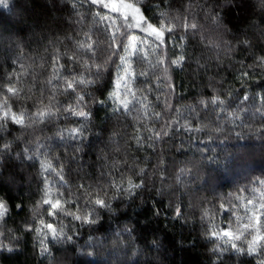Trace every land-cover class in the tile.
Masks as SVG:
<instances>
[{"label": "trees", "instance_id": "trees-1", "mask_svg": "<svg viewBox=\"0 0 264 264\" xmlns=\"http://www.w3.org/2000/svg\"><path fill=\"white\" fill-rule=\"evenodd\" d=\"M124 2L0 3V264H264V0ZM132 15L172 31L129 59L125 111L109 21L156 45ZM46 189L71 214L48 216Z\"/></svg>", "mask_w": 264, "mask_h": 264}, {"label": "snow or ice", "instance_id": "snow-or-ice-1", "mask_svg": "<svg viewBox=\"0 0 264 264\" xmlns=\"http://www.w3.org/2000/svg\"><path fill=\"white\" fill-rule=\"evenodd\" d=\"M93 3H99L102 7L104 8H109L111 11L114 12H120L121 9H131L132 5L127 4L124 2V0H107V2H105V0H92ZM0 3H4V0H0ZM137 13L139 12V9L135 10ZM135 20L134 24H127V27L131 28V27H136V28H140L143 31L147 32L148 35L154 37L155 43L157 48H160L161 46L166 45L167 43V39H166V32H171L172 31V27H167L165 28L164 26H160V27H156L153 26L151 23H147L144 19V17L140 16V17H132ZM103 19H108V17H103ZM125 20H128L129 17L125 16L124 17ZM115 23V22H114ZM187 27V25H186ZM192 28H195L196 26L193 24L191 25ZM121 35V31H120V27L117 26L115 31H113L111 33V41L109 43V47L114 49V50H120L123 52L128 53V56H123V55H119V60H120V64L117 65V67L120 69V72L117 76V80L115 82V86L117 89V93H113V98H119L120 100V108L128 111L129 109V105L131 104V100L127 99V96H135V94L131 91V89L128 87V81L133 79L136 76L135 70L132 69L130 63H129V59L128 57L134 56L136 54H140L142 56V58L144 60L148 59V49H141L140 45L142 43H144L143 40L138 39L135 35H131V36H125V39H120L118 40L117 38ZM125 40L127 41L125 43ZM82 48H89L91 49L92 45H81ZM151 46L149 45V48ZM113 55H118L117 52H113ZM183 59V57H180L177 60H173L172 63L173 64H179L180 61ZM164 61L163 60H158L157 63L158 64H162ZM98 71L100 66H97ZM139 75H147V73L141 72L139 73ZM79 83H84V81H79ZM67 85V89H74V82L73 81H67L66 82ZM123 88L124 89V93L122 95H120L118 97V92L119 89ZM9 92L15 94L16 90L13 88H9L8 89ZM84 99L83 96L78 97V102L82 101ZM5 107H7V105L5 104ZM67 111L71 112L73 115H77L80 117H87L88 113L85 111H77L75 107H69L68 109H66ZM120 110V109H117ZM4 118L8 119L11 118L15 123L17 124H23L24 123V118L23 115L17 116L15 114H12L11 117H9V113L6 111L4 112ZM50 115V112H46V111H40L37 113V116L40 118H44L45 116ZM157 116L159 115L158 113L156 114ZM75 133L79 134V130L75 129L73 130ZM159 135V134H157ZM48 171H51V165L48 166V168L46 169ZM57 175L59 176L60 181H63V176L60 173H57ZM83 187V186H81ZM130 187H139V185H131ZM130 190V189H129ZM67 203V201H63L60 198V194L59 192L57 193V197L55 198H51V194L50 192L46 189L44 192V198L42 199V204L44 206H46V211H47V215L48 216H56L58 214H60L61 212H65L64 210V205ZM93 203L97 206L100 207H105L106 203L103 199L100 198H96ZM251 203V202H249ZM7 211L6 205L3 203L2 200H0V216H2L5 212ZM261 211L262 214H264V205H261ZM65 214H71V213H67L65 212ZM74 215V214H73ZM75 219H81L80 216H74ZM252 219L255 220L256 223H260L262 217L261 216H254ZM90 222V221H89ZM40 225L43 227V229L46 230L47 233H51V235L53 236L54 239H59L62 235L63 230H57L56 227L52 224V223H46L44 220H40ZM245 228L248 227L247 224L244 225ZM36 231H40V229H36ZM223 235L225 237H229L232 235L231 232L225 230L223 232ZM237 239L239 237H236ZM259 241H264V235H259L254 237L253 241L250 244V250H253V246L255 245V243L259 242ZM41 243H43V241H41ZM233 248H235V244L232 245ZM46 250V249H45Z\"/></svg>", "mask_w": 264, "mask_h": 264}, {"label": "rangeland", "instance_id": "rangeland-1", "mask_svg": "<svg viewBox=\"0 0 264 264\" xmlns=\"http://www.w3.org/2000/svg\"><path fill=\"white\" fill-rule=\"evenodd\" d=\"M127 10V9H126ZM108 11V10H107ZM128 11V10H127ZM129 12H131V11H128V13ZM132 13V12H131ZM131 13H129V14H131ZM133 14V13H132ZM132 16H135V15H132ZM134 20V19H133ZM135 21V20H134ZM110 22V24H111V26L114 28V29H116V27H117V24H116V20H111V21H109ZM115 22V23H114ZM150 41H144V43H142L141 45H140V47H141V49H148V53L147 54H152V53H154L157 49H156V45L155 46H152L150 43H149ZM149 45L151 46L150 48H149ZM148 55V56H149ZM123 56H128V53H126V52H124V55ZM132 57V56H131ZM131 57H128V59H130ZM122 90H124L123 88H121V89H119V92H118V97H119V95H121V92H122ZM254 207H256V205L254 206ZM255 212V211H254Z\"/></svg>", "mask_w": 264, "mask_h": 264}]
</instances>
